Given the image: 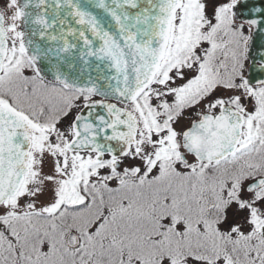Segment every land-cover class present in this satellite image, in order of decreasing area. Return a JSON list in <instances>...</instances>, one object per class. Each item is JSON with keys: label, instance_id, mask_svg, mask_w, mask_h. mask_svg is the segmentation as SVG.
Segmentation results:
<instances>
[{"label": "snow or ice", "instance_id": "6c2138e0", "mask_svg": "<svg viewBox=\"0 0 264 264\" xmlns=\"http://www.w3.org/2000/svg\"><path fill=\"white\" fill-rule=\"evenodd\" d=\"M0 264H264V0H0Z\"/></svg>", "mask_w": 264, "mask_h": 264}]
</instances>
